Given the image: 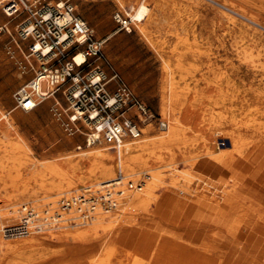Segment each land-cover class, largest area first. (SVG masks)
<instances>
[{
    "label": "bare ground",
    "instance_id": "obj_1",
    "mask_svg": "<svg viewBox=\"0 0 264 264\" xmlns=\"http://www.w3.org/2000/svg\"><path fill=\"white\" fill-rule=\"evenodd\" d=\"M118 1L123 5L124 0ZM186 1L190 6L198 3L209 7L232 21L228 31L235 48L242 50L236 55L242 64L259 72L264 83V64L260 59L264 53L253 52L249 47L251 39L264 37V19L257 11L264 0ZM149 2L151 0H137L132 12H127L140 33L147 30L150 21L159 23L164 16L159 1L155 0L152 9L148 7ZM142 18H146L145 22ZM199 44L195 48L199 49ZM192 46L187 44L188 48ZM82 60L83 54L78 52L75 61ZM169 68L164 62L162 85L169 81V88H163L160 94L164 127L161 128L163 136L159 138L163 146L159 151L169 149L173 158L189 162L194 153H188L187 147L198 141L182 138V129L199 130L202 133L199 152L208 157L199 164L189 162L196 164L193 171L177 170L174 166L176 171L171 182L163 187L160 196L154 197L152 208L145 209L147 218L140 223V228L154 226L166 232L149 235L142 230L129 235L124 230L125 225L134 220L126 215V209L134 202L138 203V209L142 208L152 189L134 186V182L127 179L146 157L152 140L140 135L126 137L114 149L100 138L99 143H107L114 150L113 154L108 151L109 147L97 145L67 154L59 163L31 161L24 179L22 168L13 163L24 155L22 144L14 136L16 132L11 119L15 115L0 107V211L4 210V216L0 212V230L23 218L26 203L19 207L15 205L25 194L36 199L40 193L44 196L53 191H57L55 194L69 193L79 182H89L65 198L70 201L67 205L69 213L59 211L65 205L61 204L63 199L40 201L39 208L30 203L39 219H27L31 228L26 234H0V256L9 257L7 261L0 258V264H22L18 258L24 255L34 258L37 253L58 251L66 240L73 244L69 246L74 252L71 264H264V89L260 88L261 84L246 86L236 82L223 71L219 78L222 83L212 88V93L208 91L213 97L207 92L203 94L209 97V102L200 110L195 87L186 84L183 92L178 90V81L172 76L168 78ZM51 89L50 77L46 75L41 80L44 99L40 103L50 98ZM190 93L195 95L189 97ZM211 107L213 110L218 107L220 111L214 130L208 134L203 131L209 124L204 113ZM150 129L151 122H148L142 132L147 133ZM254 129L263 130L255 132ZM246 131L254 132L255 138L243 136ZM180 137L178 145L175 141ZM95 143L85 145L90 147ZM168 143L173 145L168 146ZM231 147L235 148L229 152L216 151V148ZM114 158L118 173L112 178ZM81 163H90V166L81 170ZM13 169L15 176H8ZM124 171L131 173L124 174ZM46 174H49L47 178ZM99 178L102 180L95 183L94 180ZM87 191L102 192L110 205L103 207L95 203L94 207H88L86 198L83 200L86 205H79V198ZM78 207L84 210L82 213L89 214L87 218L77 214ZM43 211L48 214L43 216ZM56 212L59 219H54ZM53 221L56 225H52ZM89 221L90 225H81ZM49 223L51 226H44Z\"/></svg>",
    "mask_w": 264,
    "mask_h": 264
},
{
    "label": "rangeland",
    "instance_id": "obj_2",
    "mask_svg": "<svg viewBox=\"0 0 264 264\" xmlns=\"http://www.w3.org/2000/svg\"><path fill=\"white\" fill-rule=\"evenodd\" d=\"M40 1L50 6H55L58 2H70L74 7L75 13L94 29L96 38L104 40V51L111 66L120 73L129 89L138 95L154 114V118L141 124V134L139 136H145L146 139L152 140L153 143L148 146L146 157L140 160L133 174L127 176L128 180L134 182V186L141 185L146 188L149 186L152 189L141 206L142 208L138 209V203L134 202L126 209V215L134 218V220L125 225V229H123L129 235H134L142 230L149 233V235L166 232L165 229L159 230L154 226L144 229L140 228V223L147 218L145 209L152 208L154 197L160 196L163 192V187L171 182L172 174L176 171L173 169L174 166L177 170L187 169L193 171L192 167H195L196 164L190 163L199 164L205 162L204 160L208 156L199 152L198 142L202 138V133L199 130L190 129H182L181 133V137L183 136L185 139L196 138L198 141L194 145L187 147L188 153H194V155H191L190 163L173 158L169 149L159 151L163 146L159 142V138L163 136L161 128L164 127L160 94L163 88L165 90L169 88V81L164 82V86L162 85L164 76L163 64L164 62L169 64L168 78L172 76L178 81V90L183 92L186 84L195 87L197 97L200 100L198 104L200 110L202 107H207L206 105L209 102V97L203 94L208 93V91L212 93V88L214 89L216 85L222 83L219 78L220 73L223 71H227L236 82H241L246 86H251L252 84L259 86L261 84L260 88L264 89L260 73L248 68L244 63L242 64L239 56L236 55L242 50L235 48L232 36L228 31L233 25L232 21L230 22L228 18H225L220 13H216L209 7L198 3L193 4L194 6L191 5V7L186 0H157L164 10L163 19L159 23L150 21L147 25V30L144 33H140L133 22L130 23V30H126L121 28L116 20V14L124 18H130L127 12H132L137 0H124L123 5H120L118 0ZM154 2L155 0H151L148 3L150 9H152ZM262 2L264 3V1ZM258 4L262 3L258 2ZM202 7L204 10H202ZM257 11L264 19V4L258 6ZM145 20L146 18H142V22H145ZM188 43L193 45L192 48L187 47ZM197 43H200L198 45L199 49L195 48ZM28 46L29 40L20 36L18 20L6 17L0 9V107L3 111H9L11 115L17 116H14L11 121L16 132L14 136L22 144L24 155L20 160L13 163L22 168L21 176L24 179L27 178V173L30 169L28 164L31 161L59 163L67 154H75L97 145L109 147L104 141L101 143L98 141L90 147L85 145L89 126L84 121H78L74 124L70 123L73 126L72 131L66 128L65 125L68 122L65 95L67 84L63 85L55 93L50 94L49 99H45L33 110L24 111L15 106L13 100L14 91L19 85L34 75L35 69L39 65L38 57L29 55ZM249 47L252 48L253 52L264 53V37L251 39ZM260 59L264 64V56L260 57ZM113 84L112 82L110 86H114ZM193 95L195 93H190L189 97ZM210 97H213V94H210ZM219 111L220 108L218 107H215L214 110L211 107L205 111L204 116L209 123L203 129L205 133L210 134L214 130ZM148 122H151V129L147 133H143L142 128ZM254 130L259 132L263 129ZM243 136L248 139L255 138L252 131L247 132ZM181 137L175 141L178 145ZM167 145L172 146L173 144L168 143ZM78 146L81 147L77 148ZM234 148L231 147L224 150L216 148V151L218 153L229 152ZM108 151L112 154L114 153V150L110 147ZM112 162L114 164L113 178L118 173V167L116 166L115 158ZM184 163L188 164L184 165ZM79 166L81 170H87L90 163H81ZM128 173L131 172L124 171V174ZM8 176H15L14 169L11 170ZM48 176L49 174H46L45 178ZM101 180L102 178H99L94 180V182ZM180 181L183 182L184 179L180 178ZM88 183L79 182L77 187L69 193L66 191V193L62 192L63 194H55L57 191H53L49 192L48 196L40 193L36 199L29 198L25 194L24 199L19 200L15 206L19 207L21 204L31 203L39 208V203L44 202L43 200L58 202L63 198H69ZM134 188H129V190ZM40 196L45 198L42 199ZM1 211L2 216H4V210ZM59 211L64 212L65 210ZM68 222L71 224V221L68 220ZM90 224L91 222L89 221V223L81 225L88 226ZM71 244L70 241L66 240L63 247L58 251L37 253L34 258L24 255L18 258V261L22 262V264H71L70 260L74 254L73 248H70L73 245ZM74 245L75 247L77 246V244ZM0 258L6 261L9 259V257H3L2 255Z\"/></svg>",
    "mask_w": 264,
    "mask_h": 264
},
{
    "label": "built area",
    "instance_id": "obj_3",
    "mask_svg": "<svg viewBox=\"0 0 264 264\" xmlns=\"http://www.w3.org/2000/svg\"><path fill=\"white\" fill-rule=\"evenodd\" d=\"M0 9L6 17L18 20L20 36L29 40V55L39 59L34 75L13 93L17 108L30 111L40 104L44 99L41 80L48 75L52 85L50 94L67 84L68 122L65 126L72 131L70 123L84 121L89 126L86 144L102 138L115 149L126 137H138L141 124L154 118L144 101L129 89L120 73L108 62L104 40L96 38L94 29L75 13L70 2L50 6L40 0H0ZM116 20L121 28L130 30V18L116 14ZM78 52L83 54L80 62L75 61ZM112 82L114 86L111 87ZM84 193L79 198L81 202L78 200L79 205H110L100 191ZM85 198L86 204L83 203ZM68 202L63 198L62 210H69ZM30 205H24V216L17 224L2 228L0 234L28 233L31 225L27 219H39ZM80 207L77 214L87 218L89 214L82 213L84 210ZM41 214L48 213L43 211ZM53 216L54 219L60 218L57 212ZM52 225L56 222L53 221Z\"/></svg>",
    "mask_w": 264,
    "mask_h": 264
}]
</instances>
